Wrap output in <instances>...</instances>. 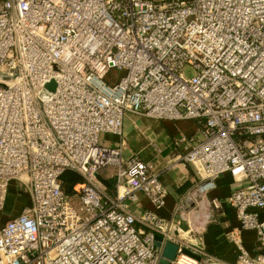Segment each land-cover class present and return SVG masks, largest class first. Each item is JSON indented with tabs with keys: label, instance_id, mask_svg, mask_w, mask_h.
<instances>
[{
	"label": "built area",
	"instance_id": "built-area-1",
	"mask_svg": "<svg viewBox=\"0 0 264 264\" xmlns=\"http://www.w3.org/2000/svg\"><path fill=\"white\" fill-rule=\"evenodd\" d=\"M128 115L199 124L176 141L199 177L177 220L156 212L155 165L123 154ZM66 171L84 180L72 195ZM224 174L241 185L209 197ZM13 182L32 206L0 229V264H160L158 236L179 247L169 264H226L186 240L191 204L233 209L261 250L231 232L234 264H264V0H0V210ZM141 197L156 211L133 212Z\"/></svg>",
	"mask_w": 264,
	"mask_h": 264
},
{
	"label": "crops",
	"instance_id": "crops-1",
	"mask_svg": "<svg viewBox=\"0 0 264 264\" xmlns=\"http://www.w3.org/2000/svg\"><path fill=\"white\" fill-rule=\"evenodd\" d=\"M199 124L194 120L157 121L146 117L128 115L124 120V137L122 139L106 135L103 141L106 145L122 147L125 157L132 154L140 156L141 160L151 162L160 173V180L168 191L165 205L160 210L145 197L132 207L139 214L144 210L156 211L167 220L179 219L178 204L186 197L199 181L195 168L183 160L185 151L176 145L182 136H193L198 132ZM100 180L107 186L108 192L115 197L116 178L113 168H105L99 173ZM241 184L235 182L230 174H224L217 180V187L209 195L221 201L227 199L232 191ZM30 191L22 188L18 182L10 186L6 206L0 210V229L3 225L31 208ZM188 220L183 221L180 228L188 233L186 240L203 254L213 256L223 263L234 264L238 258V249L228 236L235 230L240 231L243 244L251 255L261 252L257 234L253 230H240L236 212L224 206L220 211H213V221H205L202 209L194 204L184 208ZM198 215V216H197Z\"/></svg>",
	"mask_w": 264,
	"mask_h": 264
},
{
	"label": "water",
	"instance_id": "water-1",
	"mask_svg": "<svg viewBox=\"0 0 264 264\" xmlns=\"http://www.w3.org/2000/svg\"><path fill=\"white\" fill-rule=\"evenodd\" d=\"M54 83H50L47 88L50 90H54ZM156 247L163 249V258L165 261H173L178 252V245L173 244V243H166L165 245L163 244V238L162 237H156ZM186 253H189L188 251L185 250Z\"/></svg>",
	"mask_w": 264,
	"mask_h": 264
},
{
	"label": "trees",
	"instance_id": "trees-1",
	"mask_svg": "<svg viewBox=\"0 0 264 264\" xmlns=\"http://www.w3.org/2000/svg\"><path fill=\"white\" fill-rule=\"evenodd\" d=\"M61 180L63 189L67 195H72L77 186L84 184L83 178L72 171H66Z\"/></svg>",
	"mask_w": 264,
	"mask_h": 264
},
{
	"label": "rangeland",
	"instance_id": "rangeland-1",
	"mask_svg": "<svg viewBox=\"0 0 264 264\" xmlns=\"http://www.w3.org/2000/svg\"><path fill=\"white\" fill-rule=\"evenodd\" d=\"M185 74H186L187 77H192V76H194L195 72H194V70H192L190 68H186L185 69ZM102 139H104V137H102ZM109 168H111V167H109ZM213 220H214V218L212 217L210 221H213ZM160 264H169V262L168 261H165L163 259Z\"/></svg>",
	"mask_w": 264,
	"mask_h": 264
},
{
	"label": "bare ground",
	"instance_id": "bare-ground-1",
	"mask_svg": "<svg viewBox=\"0 0 264 264\" xmlns=\"http://www.w3.org/2000/svg\"><path fill=\"white\" fill-rule=\"evenodd\" d=\"M202 215V217L204 216V219H205V221L207 220V218H206V216L204 215V213L203 214H201ZM198 216V215H197Z\"/></svg>",
	"mask_w": 264,
	"mask_h": 264
}]
</instances>
